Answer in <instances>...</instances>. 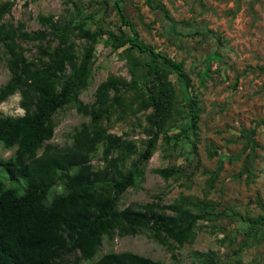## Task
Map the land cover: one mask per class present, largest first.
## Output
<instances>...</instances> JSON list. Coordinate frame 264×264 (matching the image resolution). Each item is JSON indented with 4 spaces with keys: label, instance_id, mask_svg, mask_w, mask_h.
I'll use <instances>...</instances> for the list:
<instances>
[{
    "label": "trees",
    "instance_id": "obj_1",
    "mask_svg": "<svg viewBox=\"0 0 264 264\" xmlns=\"http://www.w3.org/2000/svg\"><path fill=\"white\" fill-rule=\"evenodd\" d=\"M109 1L120 23L117 31L105 27L102 15L83 14L81 0H63L70 5L63 16L39 15L41 28L28 31L10 16L14 0H0V62L9 72L0 86V104L18 94L23 110L15 117L0 112V147L14 149L0 159V264H160L129 251H99L105 237L145 235L173 254L194 243L199 222L216 228L226 217L245 226L241 246L231 253L242 264L238 257L244 249L264 237V214L229 213L184 194L171 203L155 195L147 203L121 207L122 196L144 181L159 139L173 149L191 145L201 110L183 62L139 40L126 16L127 0H102L103 7ZM154 2L147 0L171 22L170 34L181 36ZM98 44L120 53L129 77L110 73L96 86L93 101L83 103L79 97L91 84ZM68 108L88 121L73 129L70 144L47 143L57 126L55 116ZM118 124L128 131L113 133ZM137 132L144 138L128 135ZM191 149L196 152L194 144ZM154 172L164 180L187 174L174 165ZM194 257L198 264H226L213 251H196Z\"/></svg>",
    "mask_w": 264,
    "mask_h": 264
},
{
    "label": "rangeland",
    "instance_id": "obj_2",
    "mask_svg": "<svg viewBox=\"0 0 264 264\" xmlns=\"http://www.w3.org/2000/svg\"><path fill=\"white\" fill-rule=\"evenodd\" d=\"M101 1L81 0L83 14L102 15L105 27L117 31L120 23L111 9V1L108 7H103ZM154 1L163 6L181 36L170 34L171 22L163 11L151 8L147 0H127L124 9L142 43L183 62L201 110L198 130L190 134L196 152L190 144L180 143L173 149L162 145L159 139L157 150L146 165L144 181L138 189H129L122 196L121 207L147 203L155 195L162 197L164 203H171L184 194L217 203L218 209L225 208L229 213L251 218L263 215L264 0ZM66 7L70 5H65L63 0H14L10 16L14 22H24L28 31H35L41 28L39 15L58 18L65 14ZM207 31L215 33L220 42L210 35L205 37ZM119 54L102 44L96 46L91 84L79 97L83 103L93 101L96 86L110 73L129 77ZM8 78V69L2 61L0 86ZM171 80L176 83L175 76ZM18 101V94L9 97L0 104V112L21 116L23 110ZM55 120L54 136L47 143L58 147L70 144L73 129L88 121L72 108L59 112ZM127 131L124 124L112 129L115 134ZM128 135L144 138L140 132ZM248 142L252 143L251 147ZM13 152L14 149L0 147V159L9 158ZM172 165L185 169L186 176L164 180L154 172ZM3 176L0 170V178ZM217 225L213 228L212 223L199 222L194 243L174 250L173 254L145 235H138L105 237L99 255L129 251L160 264H198L196 251H213L220 262L237 264L231 253L241 246L244 237L241 231L245 226L229 217ZM226 234V241L220 242ZM259 241L250 243L238 257L242 264H264V237Z\"/></svg>",
    "mask_w": 264,
    "mask_h": 264
}]
</instances>
